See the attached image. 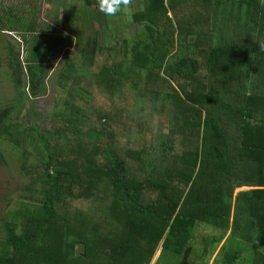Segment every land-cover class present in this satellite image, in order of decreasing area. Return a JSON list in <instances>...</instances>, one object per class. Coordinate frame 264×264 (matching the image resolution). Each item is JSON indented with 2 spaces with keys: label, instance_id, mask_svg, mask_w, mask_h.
<instances>
[{
  "label": "trees",
  "instance_id": "trees-1",
  "mask_svg": "<svg viewBox=\"0 0 264 264\" xmlns=\"http://www.w3.org/2000/svg\"><path fill=\"white\" fill-rule=\"evenodd\" d=\"M164 1L144 0L132 14L147 23L143 34L109 45L84 38L83 29L41 31L40 14L29 10L34 0L25 13L13 11L26 53L25 67L11 49L8 62L20 109L46 92L52 65L74 49L53 75L65 96L52 130L0 109V145L23 155L21 170H37L21 187L25 198L0 220V264H150L159 244V260L189 248L207 264L209 246L228 230L241 240L264 238V174L253 181L249 173L264 172V0H235L245 21L230 31L192 25L204 17L190 3L181 7L186 0H168L174 24ZM242 185L255 189L234 197ZM200 223L216 235L196 241Z\"/></svg>",
  "mask_w": 264,
  "mask_h": 264
},
{
  "label": "rangeland",
  "instance_id": "rangeland-1",
  "mask_svg": "<svg viewBox=\"0 0 264 264\" xmlns=\"http://www.w3.org/2000/svg\"><path fill=\"white\" fill-rule=\"evenodd\" d=\"M31 0L26 1V6L30 7ZM36 3V7L29 10H34L36 13L40 14V19L44 22V24L40 25V30L43 32H49L52 29L55 28L59 32L71 35V32H68L71 22H72V15L68 14V9L73 8L74 12L76 13V30L82 29L85 22V29L81 33L84 38H95L98 37V33L100 30H97L98 32L95 34L92 33V29H98V25L92 21L91 23L86 20L85 16L86 14L89 16L90 13L88 11H84L83 4L80 0H50L47 2V0H34ZM190 7V10L192 9L191 1L186 0V2H181V7L185 4ZM164 4L168 10V16L172 19L173 23L175 24L174 19L172 18L174 10L170 9L168 6V0L164 1ZM198 4V3H197ZM145 6L144 0H129L127 5H124L122 3V9L121 13H116L115 15L108 16L110 18V24L114 28H119L120 34L114 36V40L110 38H104L101 37V40L97 38L98 41L102 42V44L109 45L110 43H113L115 40H120L122 38H131L135 37L136 35L143 34V24L146 25L147 23H139V24H130L128 21L132 19V14L136 10H141ZM186 6V5H185ZM83 7V8H82ZM93 8V7H92ZM95 8V7H94ZM94 8L92 10H94ZM97 9L100 10V6H97ZM101 11V10H100ZM85 19V22H84ZM24 21H26V17L23 18ZM40 20V21H41ZM68 22L67 27L65 26V22ZM84 22V23H83ZM49 26L51 28H49ZM7 27V26H4ZM93 27V28H92ZM13 28V27H11ZM0 27V109L4 107H9V117L14 118L21 123L32 125V126H38L41 131H49L53 129L54 123L57 121V111L59 108V105L61 104V101L63 100L65 96V90L61 89L57 85V82L54 81V72L57 68L60 66V60L63 57L68 56L72 50L74 49V45L71 47L65 48L62 53L59 55V59L52 65L48 75L45 78V85H46V92L39 96V97H27V93L24 89H26L27 85V75L25 72L21 74V82H20V89L22 93L27 97L28 101H26V104L23 108L18 107V103L16 100L19 98L20 92L18 91V87L13 82V76H12V69L9 67L8 62H11L13 58L10 60L9 56L11 55V50L15 52L22 63V66L25 67V50L23 48L22 42H21V36L22 32L19 31V29H12L15 30L13 34L17 37H19V40L16 39L15 36L10 37L9 35H6V32L3 30L1 31ZM108 35V34H107ZM11 58V57H10ZM20 109V110H19ZM19 110V112H18ZM27 110V111H26ZM154 124V119H151ZM150 123V124H151ZM31 148V147H30ZM0 149L3 152L4 155V161L0 163V220L3 217V215L6 213V211L10 208L15 207V203L19 199H23V197L26 192L21 190V187L29 182L35 175H37V170H31L29 168L21 170L20 166L22 165V159L24 157H21L23 155L20 154V152L17 149L10 148L6 146V144L1 143ZM28 156L26 159H28V162H30V159L32 163H34L33 159L35 156V151L33 152L31 149H28ZM27 162V163H28ZM1 223V222H0ZM216 230L210 227L209 225L205 223L196 224L194 227V239L197 241L202 240V237H207L208 240L211 238V236L216 235ZM254 243V242H252ZM246 243L239 242L235 247H229L228 251H238V250H246ZM229 245V243L227 244ZM200 246V243L198 244V247ZM210 245L209 250L212 248ZM251 246V245H250ZM254 247V244H252ZM258 247V246H256ZM185 251V250H184ZM195 254L192 255L191 251H188V261L194 259L193 257L196 254H200V250L194 251ZM242 258L239 262H236L235 264H249L251 260L250 253L243 251ZM184 254V252H183ZM182 254V256H183ZM212 254V253H211ZM159 255L161 256V244L158 245L150 264H178V262L181 260L182 256L178 255H171L170 253H163L162 258L159 260ZM210 259V253L209 256L205 258V260ZM196 261V259H194ZM253 260V259H252ZM201 264V263H200ZM207 264H210V260ZM233 264V263H232Z\"/></svg>",
  "mask_w": 264,
  "mask_h": 264
},
{
  "label": "crops",
  "instance_id": "crops-1",
  "mask_svg": "<svg viewBox=\"0 0 264 264\" xmlns=\"http://www.w3.org/2000/svg\"><path fill=\"white\" fill-rule=\"evenodd\" d=\"M26 1L27 0H0V24L3 25L4 32H6V35H9L13 38L15 36L13 32L17 28H11V21L10 19L13 17L14 10L16 12H19V9L22 8L24 10V13L26 12ZM210 0H205L203 2L199 1V4L192 5V9L196 12H202V15L204 18H202V24H199L198 22H192V25L195 26H205V30L207 31H216L220 26L227 27V31H230L231 28H234L235 25H239L242 21H245V7L240 6L237 1L235 0H225V3H221V5H215L214 3L209 4ZM189 7V6H188ZM190 9V7H189ZM198 15V14H197ZM240 16V17H239ZM194 21V20H193ZM7 26V27H4ZM199 28V27H198ZM2 31V30H1ZM16 37V36H15ZM16 39L19 40V37L17 36ZM242 168V169H241ZM250 169L247 167L240 166V171L244 174V172L247 174L248 172L246 170ZM252 172V173H251ZM249 173H251L252 177H257L255 180L252 178L253 181H258L260 176L264 174L263 169L257 168L252 169ZM250 189H255V186H248V185H242L240 187H236L234 189V197L235 195L240 191H248ZM233 206H234V200H233ZM232 218V216H231ZM246 221V220H245ZM230 230H228L224 236L220 238L219 243L217 245L212 246V251L210 254V264L220 263L221 260L225 257H229L233 251H228L229 247H235L239 242L246 243L245 246L247 247L246 250H238V254L236 256L235 260H232L230 264H235L236 262H239L242 258L243 251H246L250 253L251 260L249 264L252 263V259L254 256L257 257V260H259V264H264V238L263 235H259L258 237L251 239V240H241L238 237H230L229 236ZM254 242V243H252ZM229 243V245H227ZM254 244V247L252 246ZM251 245V246H250ZM258 246V247H256ZM207 260V263L208 261ZM195 263V262H194ZM198 264V260L196 259V263Z\"/></svg>",
  "mask_w": 264,
  "mask_h": 264
},
{
  "label": "flooded vegetation",
  "instance_id": "flooded-vegetation-1",
  "mask_svg": "<svg viewBox=\"0 0 264 264\" xmlns=\"http://www.w3.org/2000/svg\"><path fill=\"white\" fill-rule=\"evenodd\" d=\"M84 6L85 5L83 4V7ZM92 9L93 8H88L86 6L84 7V11L87 10L88 13H90L89 16L86 14V16H85L86 20H88L90 23L92 21H94L98 25V29H94V30L92 29V33L94 34L95 31L98 32L97 30H100V32L98 33V38L100 40H101V37L106 38L107 36H108L107 38H110V39L114 40V36L120 34L119 28H117V27L114 28L110 24V22H111L110 18H108V16H106L102 11H100L98 9H94V10H92ZM67 12H68V14H71L72 17H73L72 22H71V26H70L68 32L74 33V32L77 31L76 30L77 22H76V16H75L76 13L74 12L73 8H69ZM84 22H85V19H84ZM128 23H130V24H139V23H135L132 19H130V21H128ZM85 24H86V22H85ZM85 24H84V26L82 28L83 30L85 29ZM67 25H68V22L66 21L65 22V26L67 27ZM122 39H126V38H122ZM127 39H129V38H127ZM192 262L196 263V261L194 259L189 261V263H192Z\"/></svg>",
  "mask_w": 264,
  "mask_h": 264
},
{
  "label": "clouds",
  "instance_id": "clouds-1",
  "mask_svg": "<svg viewBox=\"0 0 264 264\" xmlns=\"http://www.w3.org/2000/svg\"><path fill=\"white\" fill-rule=\"evenodd\" d=\"M129 0H100V10L106 16L115 15L121 8V4L127 5Z\"/></svg>",
  "mask_w": 264,
  "mask_h": 264
},
{
  "label": "water",
  "instance_id": "water-1",
  "mask_svg": "<svg viewBox=\"0 0 264 264\" xmlns=\"http://www.w3.org/2000/svg\"><path fill=\"white\" fill-rule=\"evenodd\" d=\"M189 250H190V249L187 248V249L184 251V254H183L181 260L178 262V264H195L194 262L189 263V261H188V251H189Z\"/></svg>",
  "mask_w": 264,
  "mask_h": 264
}]
</instances>
